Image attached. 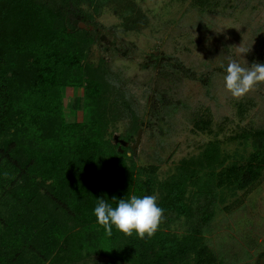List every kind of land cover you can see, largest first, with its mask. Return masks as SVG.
<instances>
[{
	"label": "trees",
	"instance_id": "1",
	"mask_svg": "<svg viewBox=\"0 0 264 264\" xmlns=\"http://www.w3.org/2000/svg\"><path fill=\"white\" fill-rule=\"evenodd\" d=\"M121 1L0 0V189L7 192L3 183L9 182L15 191L14 212L6 217L0 210V264H38L48 256L56 263L78 261L71 245H80L77 227L107 235L93 215L97 198L115 205L157 190L164 211L156 233L140 238L113 228L110 239L121 238V246L106 252L109 260L90 264H226L204 229L226 194L248 191L262 177L264 128L242 132L251 147L246 155L227 160L219 143L209 141L163 181L156 165L128 166L122 154L107 151L99 110L112 87L121 88L102 64L83 65L95 38L80 23L96 27L100 7ZM123 1L122 24L136 29L140 19ZM166 64L184 77L209 81L177 58L168 57ZM68 86L82 88L84 107L94 105L86 121H65L62 88ZM159 103L166 104L163 91L154 94L150 111ZM193 124L210 131L208 119ZM182 217L189 231L178 237L168 228Z\"/></svg>",
	"mask_w": 264,
	"mask_h": 264
},
{
	"label": "rangeland",
	"instance_id": "2",
	"mask_svg": "<svg viewBox=\"0 0 264 264\" xmlns=\"http://www.w3.org/2000/svg\"><path fill=\"white\" fill-rule=\"evenodd\" d=\"M129 1L133 17L140 19L136 29L126 30L122 24L123 0L101 6L94 15L96 27L80 23L95 38L83 65L96 68L102 64L106 75L121 88L112 87L99 110L103 111L101 137L106 150L122 154L128 166L156 165L159 181L174 175L181 163L199 155L209 141L219 143L227 160L246 155L251 147L242 132L264 128V82L233 97L224 88L220 65L230 58L245 67L264 63V0ZM83 8L92 12L87 5ZM242 48L248 51L240 55ZM168 57L177 58L200 77L208 76V83L177 74L167 66ZM157 91L165 93L166 104H157L153 112ZM82 95L81 87L62 88L65 121L88 119L94 105L84 107ZM122 100L130 106L124 107ZM197 118L208 119L210 131L195 128ZM3 186L7 192L0 189V210L7 217L15 210V191L9 182ZM153 195L158 202L159 190ZM169 226L178 237L189 231L183 217ZM94 230L76 228L80 245H71L78 261L56 263L48 256L38 264L109 260L106 252L119 248L121 238L93 234ZM204 231L226 264H264V173L248 191L226 194ZM61 257H66L65 252Z\"/></svg>",
	"mask_w": 264,
	"mask_h": 264
},
{
	"label": "clouds",
	"instance_id": "3",
	"mask_svg": "<svg viewBox=\"0 0 264 264\" xmlns=\"http://www.w3.org/2000/svg\"><path fill=\"white\" fill-rule=\"evenodd\" d=\"M248 48L240 49V55ZM224 74V88L233 97H241L258 84L264 82V63L243 66L235 59L221 64ZM115 199V197H113ZM96 223L105 233L112 235L113 228L126 234L135 233L140 238L152 237L159 228L163 217V208L157 203L155 195H131L120 198L115 205L104 198H97L93 208Z\"/></svg>",
	"mask_w": 264,
	"mask_h": 264
}]
</instances>
